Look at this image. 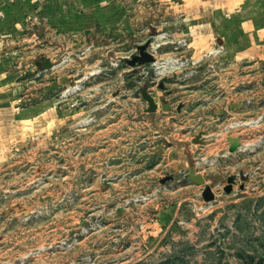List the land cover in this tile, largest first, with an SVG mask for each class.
<instances>
[{
	"label": "rangeland",
	"instance_id": "obj_1",
	"mask_svg": "<svg viewBox=\"0 0 264 264\" xmlns=\"http://www.w3.org/2000/svg\"><path fill=\"white\" fill-rule=\"evenodd\" d=\"M119 1L135 6L123 30L26 18L0 113V264H264V39L201 45L167 0ZM148 40L157 62L126 63ZM177 143L215 201L175 174L161 148Z\"/></svg>",
	"mask_w": 264,
	"mask_h": 264
},
{
	"label": "crops",
	"instance_id": "obj_2",
	"mask_svg": "<svg viewBox=\"0 0 264 264\" xmlns=\"http://www.w3.org/2000/svg\"><path fill=\"white\" fill-rule=\"evenodd\" d=\"M137 1L149 4L157 0ZM78 2L81 6L75 4ZM167 2L169 6L162 13L173 15L174 21L171 24L178 25L177 27L185 32L198 31L200 33L198 41L201 45H207L213 37L221 40L223 32L230 35L235 32L237 38L233 41L231 36V43L237 47L247 42H251L250 47H257L264 39V0H167ZM133 7L135 6L128 7L127 1L113 4L111 0H0V113L11 110L9 101L10 96H14L17 79L13 72L17 62L16 51L19 48L17 44L25 45L30 38L26 25V18L29 15L36 13L39 16H53L51 18H54L55 24L52 25L59 29L93 30L102 24L106 31H111L112 27L114 30L127 28L128 16L134 13ZM137 7L140 8L141 5ZM160 13V10H156L154 14ZM61 22L64 23L63 27ZM44 51L48 53L49 49L46 48ZM50 55L52 52L44 57V61H40L43 66L45 61L49 60L51 67H54L55 62ZM20 58L25 61V57ZM13 115L16 114L13 112ZM161 151L172 160V164L177 163L175 174L185 172L187 175V171L192 167V160L189 158L185 143L163 146ZM175 174L173 182L177 179ZM188 178L193 182L190 176ZM203 188L201 187L202 190ZM213 191L215 192L214 188ZM169 212L170 207L169 211L161 210L158 216L165 221V218H171L167 216Z\"/></svg>",
	"mask_w": 264,
	"mask_h": 264
},
{
	"label": "water",
	"instance_id": "obj_3",
	"mask_svg": "<svg viewBox=\"0 0 264 264\" xmlns=\"http://www.w3.org/2000/svg\"><path fill=\"white\" fill-rule=\"evenodd\" d=\"M150 44H151V40H148L145 43L139 45L138 46L139 52L133 54L132 57L130 58L126 57L125 59L126 63H128L132 67L145 65L147 63L155 64L157 62V58L155 54L149 49ZM44 66L47 68V67H51L52 64L49 60H46ZM143 95L149 102V107L147 108V110L150 112L156 111L158 108V103L156 102L154 96L148 91H144ZM163 108L164 109L167 108L165 103H163ZM229 140L231 141V146H230L231 152H234L241 147V142L238 137H231L229 138ZM197 141H199V139H197ZM189 176L194 183L198 185H204V188L202 190V196L206 202H211L216 200V194L213 191V187L207 184V180L203 174L198 172L194 167H191L189 170ZM173 178L174 176H168L167 179H173ZM232 180L233 179L231 178L230 182H232ZM230 188L231 186H228L226 188V191L229 192Z\"/></svg>",
	"mask_w": 264,
	"mask_h": 264
},
{
	"label": "bare ground",
	"instance_id": "obj_4",
	"mask_svg": "<svg viewBox=\"0 0 264 264\" xmlns=\"http://www.w3.org/2000/svg\"><path fill=\"white\" fill-rule=\"evenodd\" d=\"M156 45H158V44H156ZM158 65H160V64H158ZM163 68V67H162ZM165 70V69H164ZM162 72H163V70H162Z\"/></svg>",
	"mask_w": 264,
	"mask_h": 264
}]
</instances>
